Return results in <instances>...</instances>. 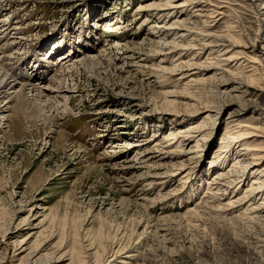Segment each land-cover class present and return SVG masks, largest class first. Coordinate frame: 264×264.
<instances>
[{
	"label": "rangeland",
	"instance_id": "374dc122",
	"mask_svg": "<svg viewBox=\"0 0 264 264\" xmlns=\"http://www.w3.org/2000/svg\"><path fill=\"white\" fill-rule=\"evenodd\" d=\"M169 1L166 10L149 7L165 0L0 3V57L11 79L43 87L56 78L69 94L51 111L29 94L19 111L12 101L0 114V264H245L251 253V264H264V217L247 226L238 216L250 201L237 203L259 165L237 174L230 151L211 166L240 108L217 91L246 83L242 61L201 83L213 76L206 66L224 58L225 47L208 55L203 46L213 37L234 36L228 57L263 59L257 9L248 0ZM209 3H228L226 16L209 18ZM90 56L98 60L92 68L74 65ZM41 65L46 79L35 80ZM262 65H250L258 78ZM242 113L255 134L249 145L263 149L264 109ZM180 131L186 149L204 136L182 171L173 167L182 149L168 140ZM213 194L219 200L206 198Z\"/></svg>",
	"mask_w": 264,
	"mask_h": 264
},
{
	"label": "bare ground",
	"instance_id": "6f19581e",
	"mask_svg": "<svg viewBox=\"0 0 264 264\" xmlns=\"http://www.w3.org/2000/svg\"><path fill=\"white\" fill-rule=\"evenodd\" d=\"M3 1H6V0H0V3H2ZM165 1H166L165 4H161V5L152 4L149 7H152V8L156 7L157 8L158 6H163V8L159 7L160 10H163V9L166 10L167 7H165L164 5H171V2L169 0H165ZM248 1L251 3V5H253V7H255L257 9L256 12H257V16L259 19V26H260L259 31H260V34L262 35V37L260 38L262 42H261V45L259 47V53L263 59L259 60L256 57L255 58L245 57L240 53L237 55H233V56L228 57L227 54H228V51L231 50L230 48L238 45L236 42L232 41L233 40L232 37H234V36L228 35V36L213 37L212 41H208L206 43H203V46H206V45L210 46L211 51L209 52L208 55H213V54L218 55L219 53H222V50H224L223 48L225 47L226 50L220 55V56H223L224 58L220 61H217L215 64L216 66H213L211 64H210V66L209 65L206 66V70H212L213 76L207 77L201 81V83H203V84H211L213 82V80H215V78H216L215 76L217 74V71H223L225 73L227 72V71L223 70L221 65L224 66V65L228 64L229 62H231L232 60L234 61V59H239L240 61H242L240 63V66L237 68V70L240 71L239 75H241V77L244 79V81L246 83H241L240 85H238L237 87H234V88H231L230 86H228L223 91L222 90L217 91L219 93L218 95L221 96V100H222L221 102L223 104L227 103L228 105H232L233 103L238 101V103H240V108H238L237 110H233L231 112V115H230L231 121L227 124V128L225 131L223 141L220 143V146L217 149V153L214 157V161L211 162L212 163L211 166L216 168V165L223 164L226 161V159L228 158V153L230 151L234 154H237L238 162L236 164H234V165H236V167L233 170L237 174H238V172H241L239 170V167L248 168V166H251L252 167L251 170H252V169H254V167L259 165L258 169L257 168H256L257 170L255 169V173H257L259 175V177H257L255 179V181L253 182V184H251L249 190L243 194V197L237 200V203L239 205H240L241 201H243V202L250 201V203L247 204L248 206L245 209V211L241 215L238 216L241 221H244L245 223H247V226H249L248 222H250V223L254 222L253 221L254 219H258V221L259 220L262 221L263 217H264V216L259 215L260 212L264 210V198L261 197L260 199H258L260 197V193H261V192H259L260 188H262V187L264 188V165H260L264 161V148L263 149H257V148L252 149L251 148V146L249 145L250 138L255 136V134L250 128H248V129H250L251 131H249L248 129L247 130L245 129V128H247V126H245V124L243 123V120H242V114H243L242 110L244 111L247 107L250 106L252 108L258 107L259 109L260 108L264 109V92H263V90H264V77L258 78L257 77V69L254 66H250L251 64L261 65L262 62H264V0H248ZM225 4H228V3H224V5L221 3H217V4L209 3L208 17L217 19L219 16H223V17L226 16V9L228 10L229 8ZM204 23H206V22H204ZM226 43H229V46L226 45ZM0 56H1V52H0ZM8 59H10V56L7 57V60ZM96 59H97V57H94V56L86 57L83 59H79L74 65L75 66L82 65L86 68H90V67L92 68V66H95L98 63V60H96ZM2 62H1V57H0V114H2L3 112H5L9 108H11L9 106H10V103L12 101H14L17 105V106H15V110L19 111L21 109L22 103L25 102V100L29 99V97H28L29 94H32L31 96H33V100L40 101V102L44 103L49 111L52 110V104H51L52 101L54 102L57 98L58 99L60 98L63 100L67 99V97L69 95V94L67 95L68 89L64 88V84L62 83L63 81L57 80L56 78H52L43 87H38L34 84H30L31 82H33V80H26L28 83H23V82L21 83V82H18L16 80L11 79L14 77L10 76L8 74L7 66L4 65ZM188 65H190V64H188ZM194 66H196V65H194ZM198 67H199V65H198ZM262 67H263V65H262ZM249 68H251V70L246 71ZM39 69L41 71L39 72V74L35 80L46 79L45 77H46L47 72L46 71L43 72V66L40 67ZM263 70H264V67H263ZM37 71L38 70H34V72H37ZM222 85L226 86L228 84L225 83ZM52 96H53V98H52ZM132 98H134V97H132ZM253 98H255L256 100L255 99L253 100ZM3 99L6 103L5 105L2 103ZM196 110H197V108H195L192 111H196ZM187 132H189V131H187ZM170 137L171 138H169L168 140L175 139V141H176L175 144H178L179 148L182 149L181 153L178 152L179 154L176 155V156H178V160L180 161V163L177 162V164L173 165L174 169L177 167L176 170L182 171L183 167H185L186 162L190 161L191 158H193V156H191L189 154L196 152L195 149H193V148L201 147L200 141L203 140L204 136L202 135L200 137V139L196 140L195 145L193 147H190L189 149H186L184 147V146L187 147L188 141L186 139V135L183 134L182 131H180L178 133L172 132L170 134ZM232 141H234V144L231 145ZM235 143L236 144L240 143L239 146H241V147L239 149H236ZM124 146L126 149L131 148V149H135V150H137V149L139 150V149L144 147L143 145L133 144V143H130L128 145L126 144ZM229 148H231V150ZM153 158L154 157H152L150 154H143L141 156L140 160H145V162H150V161H152ZM172 158L173 157H171V159ZM135 163L136 162L134 160H125V164L128 167H134ZM233 171H231V172H233ZM167 173H168V171H167ZM251 173L254 174V170ZM171 174H175V173H171ZM221 175L224 176L225 174L224 173H221L218 175L216 174L215 178L218 176L223 177ZM158 178H160V176H154V179H158ZM238 181L239 180H237V182ZM232 183H234V180H231V182L228 183V186H231ZM255 183H257L258 186H254ZM236 188H238V187L234 186L233 190H236ZM216 195L217 194H213V197H210V196L208 197V195H207L206 198L211 199L214 202L215 199L219 200V197H220L219 196L218 198H215ZM222 195H224V194H222ZM259 200L261 203H259ZM234 203H235V201H229L228 207L233 206ZM243 218H244V220H243ZM258 221H257V223H258ZM259 224H261V223H259ZM250 249H251V247L247 246V251ZM251 254L252 255L244 258L245 264H251L250 262L253 259L257 260V255L255 253H251ZM256 260H254V261H256Z\"/></svg>",
	"mask_w": 264,
	"mask_h": 264
}]
</instances>
